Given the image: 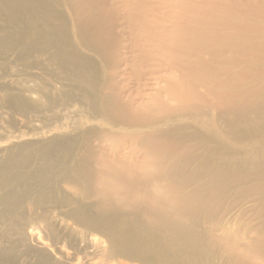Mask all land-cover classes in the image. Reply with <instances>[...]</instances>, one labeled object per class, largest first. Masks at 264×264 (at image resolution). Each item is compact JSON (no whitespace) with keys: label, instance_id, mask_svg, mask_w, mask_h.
Instances as JSON below:
<instances>
[{"label":"rangeland","instance_id":"1","mask_svg":"<svg viewBox=\"0 0 264 264\" xmlns=\"http://www.w3.org/2000/svg\"><path fill=\"white\" fill-rule=\"evenodd\" d=\"M162 1L136 8L140 26L134 0H0V264H264V0H240L244 65L234 31L198 40L230 107L158 116L191 137L140 168L150 125L115 100L153 91L160 61L134 44Z\"/></svg>","mask_w":264,"mask_h":264},{"label":"bare ground","instance_id":"2","mask_svg":"<svg viewBox=\"0 0 264 264\" xmlns=\"http://www.w3.org/2000/svg\"><path fill=\"white\" fill-rule=\"evenodd\" d=\"M143 1L134 0V12L131 13V16L137 19L140 26H144L142 23L144 12H139L136 8ZM162 3L164 5L167 3L168 7L166 6V8H170L172 12L166 15L160 23H157L156 20L152 21L150 27L141 31L143 41L139 42L140 40H138V43L134 44L136 50L140 49V53L137 51L140 56L135 51L136 62H146V59L153 58L160 61L159 65L162 71L153 84V91L147 92L138 87L134 91V98L123 100L118 97L115 100L120 105L117 106L118 113L126 116L127 121L133 120L131 124L134 127L150 125L151 131L145 137V145H143L148 158L140 168L156 166L168 150L176 151L191 137V135H184L180 140L176 139L175 136L179 131L175 130L174 118H166L167 128L165 130L153 126L158 116L166 114L172 117L178 109L192 107L195 104L230 107L231 101H234L231 93L223 94L220 91L222 81L218 72L215 84H211L207 80V76L213 67L212 64H209V59L203 54L204 46H201L198 40L207 39L210 36L207 35L208 29H210L209 33H211V29L214 31V41L221 38V33L224 30L226 32L227 30L234 31V38L242 46L243 55L236 58V60L231 59V64H236L237 59H239L241 66L244 65L247 62L244 53L251 49L250 40L246 37L250 27L245 17L250 11L241 13L240 0H163ZM128 5L132 7V3ZM168 23H171L172 26H168ZM152 24L156 25V30L152 27ZM227 33L224 39L231 37ZM144 43L147 45L143 47L142 44ZM234 44L221 49L218 47L217 51L231 54L235 47ZM257 51L260 56L264 55V41L261 45L258 44ZM184 57L187 58L184 59ZM215 65L216 63H214ZM136 67L134 66V69L137 76H139L138 67ZM140 76H142V73ZM225 84L227 83L223 85ZM169 101L176 104L171 105ZM118 164L120 162L115 161L112 163V165ZM124 166L126 167L125 170L130 169L126 165ZM138 167L134 163V167H132L134 173L133 170L131 171L134 178L138 177ZM254 209L264 211V200L257 202Z\"/></svg>","mask_w":264,"mask_h":264}]
</instances>
